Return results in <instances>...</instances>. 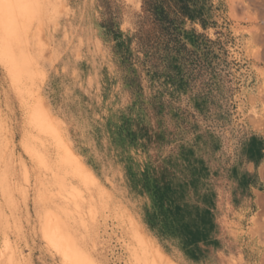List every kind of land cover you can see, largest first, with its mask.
<instances>
[{
	"label": "rangeland",
	"instance_id": "1",
	"mask_svg": "<svg viewBox=\"0 0 264 264\" xmlns=\"http://www.w3.org/2000/svg\"><path fill=\"white\" fill-rule=\"evenodd\" d=\"M0 264H264V0H0Z\"/></svg>",
	"mask_w": 264,
	"mask_h": 264
}]
</instances>
